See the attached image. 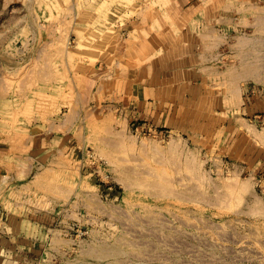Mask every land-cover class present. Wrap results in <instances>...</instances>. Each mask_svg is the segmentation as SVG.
<instances>
[{
    "label": "rangeland",
    "instance_id": "rangeland-1",
    "mask_svg": "<svg viewBox=\"0 0 264 264\" xmlns=\"http://www.w3.org/2000/svg\"><path fill=\"white\" fill-rule=\"evenodd\" d=\"M181 47L200 87L177 125L98 99ZM17 132L45 167L1 221L51 216L23 231L41 264H264V0H0V155Z\"/></svg>",
    "mask_w": 264,
    "mask_h": 264
},
{
    "label": "crops",
    "instance_id": "crops-1",
    "mask_svg": "<svg viewBox=\"0 0 264 264\" xmlns=\"http://www.w3.org/2000/svg\"><path fill=\"white\" fill-rule=\"evenodd\" d=\"M172 1L184 12L198 7L201 2V0ZM182 48L177 53L167 51L156 54L148 60L127 67L116 76H111L115 82L112 84L110 81L106 82L108 90L106 92L105 88H102L98 99L101 101L105 96L109 98L117 94L120 101L117 109L133 120H146L142 125L146 123L156 127L177 125L179 123L176 121L177 117H182L185 110L182 106L189 101H198L200 87L197 70L193 67L196 65L197 56L191 50ZM111 85L112 90L109 88ZM52 132L50 131V134ZM11 134L10 147L7 152H2L4 158L0 159V264H41L43 252L41 247L43 248L44 243L37 237L28 238L23 235V231L26 226L31 225L33 231H38L41 226L50 222L51 216L39 212L37 208L24 207L25 214H29L26 219H21L25 222V227L16 230L19 227L15 225L13 228L12 223V229L17 235L7 232L6 225L9 224L4 225L1 220L3 215L7 216L10 211L17 212L20 203L33 197L36 189L38 190L36 178L45 167L43 165L45 160L40 158L39 153L43 150L45 140L37 136L38 133L29 140L22 133ZM29 141L33 143L30 144ZM24 152H29L28 156H25ZM10 185L15 189H10ZM23 209L21 213H24ZM2 227H5L4 230Z\"/></svg>",
    "mask_w": 264,
    "mask_h": 264
}]
</instances>
